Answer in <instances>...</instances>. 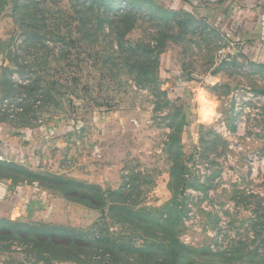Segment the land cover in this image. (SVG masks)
I'll list each match as a JSON object with an SVG mask.
<instances>
[{
	"label": "rangeland",
	"instance_id": "1",
	"mask_svg": "<svg viewBox=\"0 0 264 264\" xmlns=\"http://www.w3.org/2000/svg\"><path fill=\"white\" fill-rule=\"evenodd\" d=\"M187 1L200 11L184 12ZM242 1L0 0V129L20 136L56 124L58 135L76 134L51 167L0 164V172L64 198V189L105 191L62 172L99 167L122 194L103 213L67 216L63 207L61 226L0 221V264H150L142 257L164 255L154 250V231L164 233L156 222L188 247L181 264H264V65L237 50L231 15ZM252 36L247 43L259 41L257 29ZM179 71L199 81L168 96ZM199 89L219 101L211 122L196 118ZM98 144L108 148L94 161ZM67 223L76 241L37 233Z\"/></svg>",
	"mask_w": 264,
	"mask_h": 264
},
{
	"label": "crops",
	"instance_id": "2",
	"mask_svg": "<svg viewBox=\"0 0 264 264\" xmlns=\"http://www.w3.org/2000/svg\"><path fill=\"white\" fill-rule=\"evenodd\" d=\"M260 11V1L251 3L247 0L246 3V0H243L240 6L232 11L231 29L233 37L239 38L236 45L238 46L237 50L241 49L239 47L241 45L243 46L242 51L244 50L249 52V50H252L250 54L251 60L257 64L264 65V44H261L259 41L247 43V39L251 38L250 40H254L252 30L257 29L256 26ZM206 13L209 14L210 10H207ZM113 122V119L109 116L104 117V119L100 121L103 125V129H106L105 138L103 140L104 143L106 142L107 144H110L113 140V136H111V133L109 132L110 129H114L115 127ZM56 123L60 122L58 121ZM59 128V125L52 124L44 129L25 130L20 136L4 133V131L0 129L1 161L7 164H21L20 166L26 170H31V168L33 169V167L37 165V162L39 168L41 167V169L42 167H51L52 163L48 162L52 159L56 163L58 153H67L70 151L74 144L72 139L76 136L73 131L60 136V134L58 135L59 131H57ZM96 128L98 129V125ZM90 129L91 127L85 128L87 135H89ZM90 136L93 137V135ZM75 143L78 144L76 140ZM90 147V155L95 161L105 154V147L108 148V145L104 148H102L100 144H98V146L91 145ZM78 158L80 162L82 161L85 164L87 163L86 157L78 155ZM98 168L99 167L95 169L93 166L77 170L67 168V170L62 172H65L68 177L72 176L89 183L94 182V184L104 188L105 191L115 190V186H111L110 183L106 182V180L112 179L113 173L108 169L101 170ZM52 169L60 170L58 166ZM53 170L49 171L53 172ZM52 206H55L57 209L53 210ZM50 207L51 210L48 212ZM63 207H68L67 211H65L67 216H71L68 212L69 209H75L77 212L82 211L95 214L94 210L88 209L81 204L70 202L65 198H61L60 195L56 193L54 194L50 190L39 186L37 183H28V181L22 180L15 182L8 176H0V221H16L21 224L29 225L52 222V224H59L61 226L64 213L62 210ZM53 220H57L59 222ZM70 224L72 223L70 222ZM69 226H72L70 228L76 227V225Z\"/></svg>",
	"mask_w": 264,
	"mask_h": 264
},
{
	"label": "trees",
	"instance_id": "3",
	"mask_svg": "<svg viewBox=\"0 0 264 264\" xmlns=\"http://www.w3.org/2000/svg\"><path fill=\"white\" fill-rule=\"evenodd\" d=\"M90 3L89 5H93L97 2H99V0H89ZM251 3L256 2V1H260V0H249ZM247 3V0H246ZM175 7V6H174ZM173 7V8H174ZM181 8L184 12H187L189 14L192 13H196L198 11H200V8L192 5V3L190 2H184L181 5ZM173 78L176 80L177 83V87L170 89L168 91V96L170 94H179L180 93V89L182 87H184V85L187 84L188 81L194 80V81H199V78L197 76H195L192 73L189 72H185V71H179V72H173L172 73ZM66 121V120H65ZM61 122H64L63 120ZM66 128V127H65ZM0 164H6V166H11L13 164H7V163H0ZM0 176H4L1 172H0ZM39 186H41V184L37 183ZM57 184H59V182H57ZM76 186H81V183L79 182H75ZM41 187H44L43 185ZM47 190L49 189L48 187H44ZM54 188V187H53ZM58 189V188H55ZM96 191V193L92 194H86L83 197L78 196H74L75 192L74 190H70V189H64L63 190V195L64 198L70 202H74V203H78L81 204L83 206H86L89 209L92 210H97V211H101L102 213L104 212L103 207L106 205H110V209H114V207L112 206H117L119 207L120 204L118 201H116L117 197H121V193L120 191L118 192H114L113 191H101L100 188L95 187L94 189ZM74 192V193H72ZM78 192V191H77ZM124 200V198H122ZM118 210H122L121 208H116ZM155 222V220H154ZM18 223V222H17ZM13 225V223H11ZM10 224V225H11ZM18 225H20V227H24V228H28V229H33L30 226L33 225H29V224H21L18 223ZM96 227V225H95ZM94 227V228H95ZM154 227L162 228V232H164L161 235H156V232L154 231V237H156L157 240H159L157 243L154 242V250H160L164 255H162L160 258L159 257H155L154 255V261H150V257H142V258H146V262H150V264H181L179 262H181V260H185L187 258V253L189 252L188 247H186V245L182 244L177 236L174 233H168L169 230L167 227L164 226V224H160L159 222H156V224L154 225ZM43 231H37V233H42L48 236H40V237H44L47 239H50L48 242L53 243V239L52 238H59L61 237L62 239H68V242H71V239H74L73 241H76V234L75 233H79L76 232L75 230H73L72 228L66 230V229H61V227H48L45 228L43 227ZM155 229V228H154ZM62 230V231H60ZM97 230V228L95 229ZM31 231V230H30ZM103 233V232H102ZM167 233V235H165ZM81 238H85L87 239V234L81 235ZM98 241H103L101 243L108 245V247L110 246L111 248L114 247V244L111 243V240L104 238V237H98L97 239ZM55 243V242H54ZM118 246V245H116ZM120 247L119 250L120 251H124V249L126 248V246H118ZM105 251V250H104ZM132 251V249L130 250ZM148 262V263H149ZM154 262V263H153Z\"/></svg>",
	"mask_w": 264,
	"mask_h": 264
},
{
	"label": "clouds",
	"instance_id": "4",
	"mask_svg": "<svg viewBox=\"0 0 264 264\" xmlns=\"http://www.w3.org/2000/svg\"><path fill=\"white\" fill-rule=\"evenodd\" d=\"M193 102L196 105V118L202 122H211L218 117L219 113L217 109L219 107V101L211 97L207 90H196Z\"/></svg>",
	"mask_w": 264,
	"mask_h": 264
},
{
	"label": "built area",
	"instance_id": "5",
	"mask_svg": "<svg viewBox=\"0 0 264 264\" xmlns=\"http://www.w3.org/2000/svg\"><path fill=\"white\" fill-rule=\"evenodd\" d=\"M256 28L258 33V40L261 44H264V3L261 7ZM1 160L2 158L0 157V161Z\"/></svg>",
	"mask_w": 264,
	"mask_h": 264
}]
</instances>
